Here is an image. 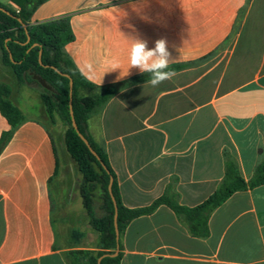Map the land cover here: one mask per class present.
Returning <instances> with one entry per match:
<instances>
[{
    "label": "crops",
    "instance_id": "1",
    "mask_svg": "<svg viewBox=\"0 0 264 264\" xmlns=\"http://www.w3.org/2000/svg\"><path fill=\"white\" fill-rule=\"evenodd\" d=\"M1 5L19 11L11 0ZM66 19L63 47L96 88L125 84L87 121L128 210L168 194L194 208L221 185L227 163L244 182L264 165V0H47L30 24ZM130 37L165 39L177 75L157 87L129 66ZM0 81L5 68L1 64ZM118 61L120 69L110 71ZM110 71V72H108ZM102 83L100 84L101 79ZM100 84V85H99ZM39 94L12 88L23 116L12 129L0 112V264H74L98 252L99 233L83 207L82 183L64 141L43 121ZM190 235L165 205L120 234V264H264V185L232 194Z\"/></svg>",
    "mask_w": 264,
    "mask_h": 264
},
{
    "label": "trees",
    "instance_id": "2",
    "mask_svg": "<svg viewBox=\"0 0 264 264\" xmlns=\"http://www.w3.org/2000/svg\"><path fill=\"white\" fill-rule=\"evenodd\" d=\"M19 11L0 4V50L2 63L9 67L20 85L36 88L46 112L56 113L68 127L65 133V147L77 164L82 175L79 193L89 224L99 233L98 252H76L84 264H97L98 258L105 256L100 264H120L121 245L115 240L113 225L114 205L108 192L112 178V193L117 206V227L120 234L134 219L153 213L165 205L185 224L191 236L204 239L208 236L207 221L210 214L232 194L246 188L264 185V165H259L249 182H244L232 163H227L225 177L216 192L205 202L194 208L178 204L175 196L164 195L146 208L128 210L119 200L113 173L103 150L87 133V121L91 115L112 98L125 84L96 88L87 82L64 53L63 47L73 36L66 19L31 25L30 19L35 9L47 0H11ZM26 29H25V28ZM27 39L29 41L27 42ZM40 54V61H39ZM57 70L58 72H56ZM68 76V77H66ZM150 78V74L134 77L128 83H139ZM69 79L72 80L71 109L79 133L88 141L99 160L88 150L84 142L72 128L70 116ZM86 91L85 94L81 92ZM10 88L0 82V112L11 128L23 121L19 109L9 100ZM11 132L0 139V150L10 138ZM117 252L114 257L108 256ZM76 258L74 264H79Z\"/></svg>",
    "mask_w": 264,
    "mask_h": 264
},
{
    "label": "clouds",
    "instance_id": "3",
    "mask_svg": "<svg viewBox=\"0 0 264 264\" xmlns=\"http://www.w3.org/2000/svg\"><path fill=\"white\" fill-rule=\"evenodd\" d=\"M129 66L123 78L129 74V70L137 68L141 73L150 74L147 81L151 86L157 87L166 80H171L177 75L176 69L171 67L176 61L171 58L168 50L167 41L163 38L155 41L153 48L148 47L146 40L139 37H130ZM110 71L120 69L118 61H112L109 64ZM108 71V72H110ZM103 78L100 81L102 83ZM99 84V85H100Z\"/></svg>",
    "mask_w": 264,
    "mask_h": 264
},
{
    "label": "rangeland",
    "instance_id": "4",
    "mask_svg": "<svg viewBox=\"0 0 264 264\" xmlns=\"http://www.w3.org/2000/svg\"><path fill=\"white\" fill-rule=\"evenodd\" d=\"M3 0H0V3H2ZM1 64L3 65L2 63V58H1ZM4 66V65H3ZM5 71L3 73V77H4V84L8 85L9 88H10V95H9V100H10V96H11V93H12V88H15V87H21L22 85H20L18 83V81L16 80L12 70L9 68V67H5ZM25 86V85H23ZM28 87V86H26ZM31 88V87H30ZM34 89L37 93V89L36 88H32ZM86 91H83L81 92V94H85ZM39 94V93H38ZM40 96V95H39ZM11 101V100H10ZM43 104V103H42ZM41 106V102L39 101V97H35V100H34V103L33 105L29 108V110L31 112H33V109L32 108H40ZM44 106V105H43ZM42 119L43 121L46 123V125L51 129L52 133L54 134L55 138L56 139H60V140H63L64 141V144H65V133L68 129V127L66 125H64V123L61 121L60 117L58 116V114L54 113L52 114L51 116H49V114L46 112V109L44 107L43 109V116H42ZM70 156V155H69ZM72 159V158H71ZM73 160V159H72ZM74 162V160H73ZM76 164V163H75ZM77 166V164H76ZM78 168V167H77ZM80 262L79 264H84L83 262V259L80 257L79 258Z\"/></svg>",
    "mask_w": 264,
    "mask_h": 264
},
{
    "label": "water",
    "instance_id": "5",
    "mask_svg": "<svg viewBox=\"0 0 264 264\" xmlns=\"http://www.w3.org/2000/svg\"><path fill=\"white\" fill-rule=\"evenodd\" d=\"M0 10L3 11V12H6L4 11L1 7H0ZM25 28V27H24ZM26 29V28H25ZM29 41V39H27V42ZM39 61H40V54H39ZM56 72H58L57 70H55ZM68 77V76H66ZM69 90H70V102H69V106H70V116H71V121H72V128L75 130V132L78 134L79 138L84 142V144L87 146L88 150L90 151V153L96 157L97 160H99L98 156L96 155V153L93 151V149L90 147L88 141L79 133L78 131V128H77V125L74 121V118H73V113H72V109H71V95H72V80L69 79ZM112 178H110V181H109V185H108V192H109V195L113 201V205H114V217H113V225H114V230H115V240H116V243H117V248H118V240H119V231H118V227H117V206H116V202L114 200V196H113V193H112ZM117 255V252H115L114 254L112 255H108V256H111V257H114ZM105 256H102L100 258H98L97 260V264H100V261L104 258Z\"/></svg>",
    "mask_w": 264,
    "mask_h": 264
}]
</instances>
